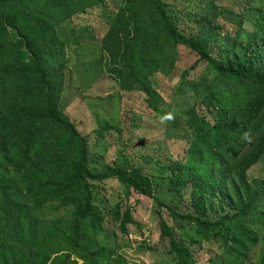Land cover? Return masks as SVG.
Segmentation results:
<instances>
[{"label": "trees", "instance_id": "obj_1", "mask_svg": "<svg viewBox=\"0 0 264 264\" xmlns=\"http://www.w3.org/2000/svg\"><path fill=\"white\" fill-rule=\"evenodd\" d=\"M70 50L120 111L185 125L184 152L132 160L124 114L85 134L62 107ZM263 156L264 0H0V264H131L117 236L141 229L133 195L154 201L156 264H264Z\"/></svg>", "mask_w": 264, "mask_h": 264}, {"label": "rangeland", "instance_id": "obj_2", "mask_svg": "<svg viewBox=\"0 0 264 264\" xmlns=\"http://www.w3.org/2000/svg\"><path fill=\"white\" fill-rule=\"evenodd\" d=\"M229 3V5H231V2ZM100 13L104 15L112 14V10L109 6L104 8V10H92L89 12L90 15L86 23L90 24V27L93 28L101 25V18L103 17H101L102 15H100ZM85 20L86 18H83L81 22L84 23ZM77 22H79V19H77ZM98 44L99 42L88 43L83 52L84 58L87 57L90 59V55L94 54L95 51L99 49ZM69 55L73 60L70 63L71 69L67 71V91L63 96L62 107L65 113L85 134L98 125L97 121L102 122V120L105 119L120 121V115L124 114L126 122L130 125V132L127 134V137L130 139L131 143V152L129 153L132 160L137 161L140 156L160 158V155H156L158 151L156 150L157 146L166 147L175 154L184 152L183 148H185L184 145L186 142L182 139L187 132L185 125H173V119L169 113L165 118H160L161 120L156 116L148 115L150 112L145 111V108L139 104L138 100L135 102V106L137 107H134V104L130 100L122 97L120 103L122 104L123 112L120 111L118 100H115L114 103L107 101V98L114 93L115 84L107 78V80L105 79L104 81L103 76L95 74L93 67L89 66L91 62L84 64V61L77 60L78 52L75 50H70ZM70 77L79 79L81 81L80 83L84 84L82 85L84 89L87 88L86 91L81 93L79 90H74L69 82ZM90 84L91 87L88 88ZM178 86H180V84ZM184 93L185 92H183V94ZM178 97L182 99L184 95L178 94ZM175 102L176 101H174V103ZM176 103L180 104L181 102L178 101ZM112 105L114 107H112ZM102 149V154L106 156V163H113L116 160H118L119 163L124 161V158L118 154L115 147H109L108 144H103ZM159 153L163 156V152ZM259 163L260 164L249 171L250 176H264V156ZM111 191L112 199L109 203L116 204L118 199L122 197L121 188L114 185ZM166 198L168 200L169 197L167 196ZM130 201L131 203L139 201V204H137L135 208V216L138 222L141 223V229L139 230L130 226L129 236H117V244L119 245L120 253L123 254L131 264H156L159 259L156 253L148 252V250L142 248V246L145 247L147 243L154 246L158 241V235L152 224L154 201L150 198L137 195H133ZM144 241H147L146 244H144Z\"/></svg>", "mask_w": 264, "mask_h": 264}]
</instances>
